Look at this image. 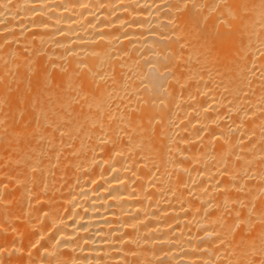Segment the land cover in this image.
Here are the masks:
<instances>
[{
	"label": "bare ground",
	"instance_id": "bare-ground-1",
	"mask_svg": "<svg viewBox=\"0 0 264 264\" xmlns=\"http://www.w3.org/2000/svg\"><path fill=\"white\" fill-rule=\"evenodd\" d=\"M0 264H264V0H0Z\"/></svg>",
	"mask_w": 264,
	"mask_h": 264
}]
</instances>
